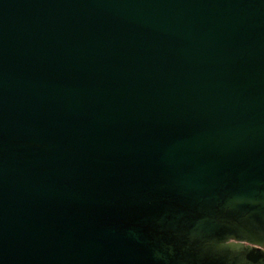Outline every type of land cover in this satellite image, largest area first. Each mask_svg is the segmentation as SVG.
I'll return each mask as SVG.
<instances>
[{"label": "water", "instance_id": "1", "mask_svg": "<svg viewBox=\"0 0 264 264\" xmlns=\"http://www.w3.org/2000/svg\"><path fill=\"white\" fill-rule=\"evenodd\" d=\"M0 264H264V0H0Z\"/></svg>", "mask_w": 264, "mask_h": 264}]
</instances>
